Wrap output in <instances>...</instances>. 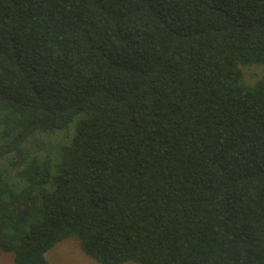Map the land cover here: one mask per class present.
<instances>
[{
  "label": "trees",
  "instance_id": "16d2710c",
  "mask_svg": "<svg viewBox=\"0 0 264 264\" xmlns=\"http://www.w3.org/2000/svg\"><path fill=\"white\" fill-rule=\"evenodd\" d=\"M264 0H0V249L50 264H264Z\"/></svg>",
  "mask_w": 264,
  "mask_h": 264
},
{
  "label": "rangeland",
  "instance_id": "374dc122",
  "mask_svg": "<svg viewBox=\"0 0 264 264\" xmlns=\"http://www.w3.org/2000/svg\"><path fill=\"white\" fill-rule=\"evenodd\" d=\"M241 69L245 82L250 85L257 82L264 75V66L261 64L242 66ZM46 257L50 264H101L83 252L80 238L76 235H72L65 241L55 245L48 251ZM0 264H14L13 254L0 249ZM124 264L137 263L128 262Z\"/></svg>",
  "mask_w": 264,
  "mask_h": 264
}]
</instances>
